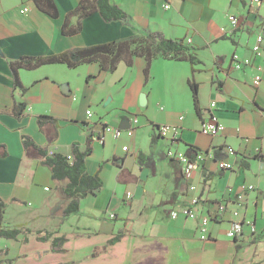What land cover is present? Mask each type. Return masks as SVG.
<instances>
[{
  "label": "crops",
  "instance_id": "1",
  "mask_svg": "<svg viewBox=\"0 0 264 264\" xmlns=\"http://www.w3.org/2000/svg\"><path fill=\"white\" fill-rule=\"evenodd\" d=\"M80 1L53 0L58 11L53 18L34 0H0V199L6 203L2 226L33 232L27 242L23 234L16 240L0 237V250L5 251L0 264H261L264 58H255L240 71L232 69L230 60L233 54L251 57L256 35L264 37V0L258 5L249 0H109L125 19L106 22L99 12L74 15L68 27L77 30L63 34L67 16ZM24 6L27 13L21 12ZM230 14L243 19L241 27L230 26ZM147 32L184 40L200 61L195 72L185 60L157 56L145 80L146 61L136 57L130 67L120 61L113 72L101 71L97 62L76 68H22V88L13 85L9 62L21 57L57 55ZM257 74L261 83L254 86ZM191 80L198 85L199 114ZM18 103L26 106L19 119L13 115ZM209 111L224 126L215 137L200 131ZM43 115L52 119L46 131L37 122ZM105 125L132 129L133 135L115 138L102 133ZM160 125L177 126L176 141L161 138ZM22 136L49 154L68 155L73 145L80 151L89 148L86 172L99 177L102 189L80 199L79 209L64 216V183L53 180L37 151L25 150ZM168 149L188 156L201 151L206 157L187 180L178 163L166 157ZM221 160L230 168L218 169ZM190 185L196 190L189 191ZM192 196L199 198L194 206L198 215L212 217L205 241L199 239L198 219L171 218L189 206ZM220 205L225 209L218 214ZM232 222L242 225V235L234 239L227 235ZM120 230L123 237L108 245ZM35 231L64 237L63 251H53L52 240L39 241Z\"/></svg>",
  "mask_w": 264,
  "mask_h": 264
},
{
  "label": "trees",
  "instance_id": "2",
  "mask_svg": "<svg viewBox=\"0 0 264 264\" xmlns=\"http://www.w3.org/2000/svg\"><path fill=\"white\" fill-rule=\"evenodd\" d=\"M34 3L40 11L47 15L53 18L58 16V11L53 0H34ZM94 12H99L106 22L117 21L125 19L126 17L120 9L112 6L109 0H81L78 6L67 16L62 29L63 34H70L77 30L68 27V20L71 16L77 15L80 18H84ZM157 56L174 60H185L191 64L193 72H195L194 66L200 63L184 40L166 39L159 32H147L143 36H135L127 40L98 44L83 49H69L57 55L21 57L16 61L9 62V67L14 87L22 88L19 79V70L22 68L33 70L49 64H65L69 68H76L82 64L97 62L101 71L113 72L120 61H125L127 66L130 67L133 65L134 58L142 57L146 61L144 75L145 80H147L151 62ZM189 86L192 92L194 106L199 114L198 85L191 80ZM24 91H26L25 88H23V92ZM25 107L23 103L16 104L13 115L19 119ZM37 122L39 128L42 131H46V123H51L52 119L43 115L37 118ZM22 142L27 152L30 148L38 152L43 165L49 168L53 180L64 183L62 194L68 200V204L63 211L64 216H68L79 209L80 199L102 189V182L99 177L96 174L89 175L86 172L85 158L89 154V148L85 151H80L77 145H73L68 155L60 153L49 154L45 149L37 146L27 136H22ZM2 156H5V154ZM5 207L6 203L0 199V237L16 240L19 235L23 234V242H27V236L33 233L30 229L25 227L7 229L2 226ZM34 234L39 241L46 242L52 240L53 251H63L62 244L65 242L64 237L53 238V234L48 231H35ZM122 237L123 231L120 230L108 241V245L117 243ZM2 253H5V251L0 250V254Z\"/></svg>",
  "mask_w": 264,
  "mask_h": 264
},
{
  "label": "built area",
  "instance_id": "3",
  "mask_svg": "<svg viewBox=\"0 0 264 264\" xmlns=\"http://www.w3.org/2000/svg\"><path fill=\"white\" fill-rule=\"evenodd\" d=\"M262 1L263 0H249V3L251 5H258ZM164 8L168 9L169 5L166 3L164 5ZM28 11L29 9L26 6H24L21 9L22 13H27ZM227 18H228V22L230 26L235 29L241 27V25L243 24V19L239 16L230 14L228 15ZM221 30L224 31V29H221ZM251 53H252V56L248 58H240L237 54H233L230 60L232 69L236 71H240L244 67L250 66L253 63L255 58L260 57V56H263L264 58V37L261 34L256 35L255 40L253 44L251 45ZM252 82L254 86H259L261 83V77L258 74L254 75ZM214 107H215V103H211L210 109H213ZM91 117H92V113L89 112L87 114V118H91ZM181 118L182 117H180V119ZM131 120H132V124L135 125L137 123L136 116H133ZM223 130H224L223 124L219 122L218 118L212 113V111H209L207 117L201 121L200 131L204 135H207L209 137H215L219 135L221 132H223ZM157 131H158V135L161 138H165L170 141H176L180 130L177 126L160 125L157 127ZM102 133H110L115 138H121L123 135L132 137L133 130L132 129L122 130L119 128H113L109 125H105L103 127ZM225 150L228 155H231V156L234 155V151L232 148H226ZM193 152L194 153L192 156H188L184 152L175 151L172 149H168L166 152V157L178 163V165L180 166L181 174L187 180H189L192 177L194 168L199 163H201L203 159L206 157V155L201 151H193ZM217 167L220 170H227L230 168V164L227 160H221L217 163ZM248 189L252 190L253 187L249 186ZM195 190H196V187L194 185L189 186V191L193 192ZM127 196H130V194H127ZM198 202H199L198 196H192L189 206L171 213V218L176 219L178 215H182L187 219H191V220L198 219L199 220V224H198L199 239L201 241H205L209 238V225H210V222L212 221V217L207 216V215H204V216L198 215V213L194 209V206H196ZM224 209L225 207L223 205H220L217 213L219 214L223 212ZM233 215L238 216V212H233ZM227 235L231 239L241 236L242 235L241 223L232 222L229 230L227 231ZM261 264H264V261Z\"/></svg>",
  "mask_w": 264,
  "mask_h": 264
},
{
  "label": "rangeland",
  "instance_id": "4",
  "mask_svg": "<svg viewBox=\"0 0 264 264\" xmlns=\"http://www.w3.org/2000/svg\"><path fill=\"white\" fill-rule=\"evenodd\" d=\"M62 185H63V183H62ZM224 235H225V233L222 235L223 237H224ZM232 264V263H231ZM233 264H236V263H233Z\"/></svg>",
  "mask_w": 264,
  "mask_h": 264
}]
</instances>
